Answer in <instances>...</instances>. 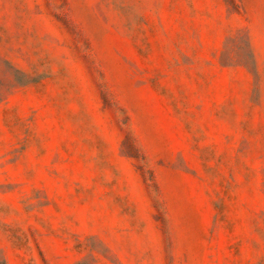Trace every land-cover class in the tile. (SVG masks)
Segmentation results:
<instances>
[{"label":"rangeland","instance_id":"rangeland-1","mask_svg":"<svg viewBox=\"0 0 264 264\" xmlns=\"http://www.w3.org/2000/svg\"><path fill=\"white\" fill-rule=\"evenodd\" d=\"M0 264H264V0H0Z\"/></svg>","mask_w":264,"mask_h":264}]
</instances>
